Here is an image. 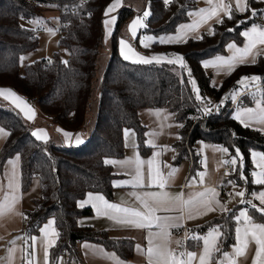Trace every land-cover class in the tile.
I'll list each match as a JSON object with an SVG mask.
<instances>
[{"label":"trees","instance_id":"obj_1","mask_svg":"<svg viewBox=\"0 0 264 264\" xmlns=\"http://www.w3.org/2000/svg\"><path fill=\"white\" fill-rule=\"evenodd\" d=\"M35 1L45 3V7L35 5ZM115 1L0 0V88L11 89L25 97L36 105L40 117L48 118L45 122L41 119V122L30 123L16 108L0 100V127L9 132L0 151V173L10 158L19 155L22 191L27 192L38 179L40 195L34 200V209L25 211L27 219L21 234L29 238L36 236L49 219L55 221L58 239L49 251V264H58L61 258L65 264H86L80 249L83 242L102 245L126 261L133 258V240L115 239L106 230H95L79 223L81 217L93 214L90 207H81L79 203L89 193L112 199L115 175L112 164L106 161L125 155L126 129L134 130L137 148L144 157L149 156L147 128L140 119L143 109H166L173 116L179 127V140L174 145L177 149L175 163L192 159L193 171L198 170L200 156L196 146L199 142L226 148L231 158L239 159L238 149L243 155V164L239 159L235 171L228 177L244 183L250 191L261 188L252 181L251 154L253 151L264 153V130L245 126L234 118L231 96L238 91L244 77H260L259 88L264 89V56H258L252 64L237 66L218 88L214 87L213 75L207 71L204 62L226 57L230 45H242V33L263 22L264 0H247L245 12L232 10L231 19L225 16L223 23H216L212 31L203 32L197 38H189L180 44L156 43L152 48L140 50L149 58L161 53H180L203 100L196 98L191 77L186 75L184 67L166 61L157 63L153 60L145 64L123 59L119 51L123 29L140 14L127 3L128 0H123L116 13L110 46L105 43L104 22L108 18L105 12ZM145 1L150 16L147 26L140 29L134 41L137 45L142 33H176L180 25L190 21L188 13L198 7L199 0H171L168 4L165 0ZM50 7L59 12L62 32L58 46L67 49L69 57L65 61L61 53L56 52L49 60L28 64L22 74L20 58L39 48L37 30L42 28L25 27L21 20L42 18L44 9ZM213 31L214 34H210ZM107 48L111 57L104 74L99 77L100 57ZM95 91L98 92V109L92 113ZM222 97L228 99L224 107H212L207 113L203 110L204 101ZM238 104L249 107L254 104V99L246 93L239 98ZM43 124L52 130L46 143L32 135L35 127ZM60 132L73 137L81 135L84 141L67 145ZM241 175L247 181L241 179ZM242 207L234 206L218 217L190 227L186 250L197 251L202 247L201 241L191 238L193 235H207L213 228H218L222 234L218 241L220 252L214 253V261L221 259L222 253L236 243L238 224L233 217ZM249 213L254 222L264 223V216L255 208H249Z\"/></svg>","mask_w":264,"mask_h":264},{"label":"crops","instance_id":"obj_2","mask_svg":"<svg viewBox=\"0 0 264 264\" xmlns=\"http://www.w3.org/2000/svg\"><path fill=\"white\" fill-rule=\"evenodd\" d=\"M116 2L117 1H115L113 4H116ZM219 2L220 0H213L212 4H209L207 0H199L198 7L192 12H197L200 9L211 8L213 4ZM223 3L230 4L232 10H236L241 13L246 11V10L245 11L237 10L236 0H223ZM122 4H123V0H120L119 6L108 14L107 20L115 19V23L109 26L105 25V38L107 41H109V39L113 34L112 29L113 26L115 28L117 21L116 13L121 8ZM225 16L227 15L223 11H221L219 17L213 16L209 18L205 23L200 24L195 30H189L188 28L182 26L196 24L199 19L197 16H190V21L188 23L180 25L177 30V35L179 37L184 36V40L178 39L175 42H169L166 44H180V43H184L189 38H197L203 32L211 31L213 26L216 23H218V19L222 20ZM136 19L137 18L133 19V21L129 24L130 32H131V24L135 22ZM252 26H250L245 31H250ZM256 26L264 28V17L262 24ZM109 29L111 30L110 35L108 34ZM137 33H138V29H137ZM39 34H43V32ZM136 36L138 37V35ZM121 39L127 41L125 38H121ZM246 45H247V39L244 37V42L242 43V45H236V47L243 49L244 47H246ZM121 47L122 46L119 43L120 53H121ZM257 51H259L261 54L255 55ZM139 54L143 55L141 53ZM233 55H236V53L234 50L230 49L229 47L228 55L224 58L231 59ZM258 56H264V45H258L256 49H253V55H250L247 58L246 62L236 64V66L233 69L217 66L214 63L217 59L204 62V66L206 64L208 65L205 68L209 73L213 75V85L214 87L218 88L223 83L224 78L228 74H230L237 66L244 64H252L257 60ZM161 61L168 62V60L165 58L161 59ZM175 64L177 65V63ZM259 84L255 86V89L260 87ZM0 90H11V89L0 88ZM261 90H263L264 92V89ZM11 91L15 93V96H9L5 98L6 96L5 93L4 95H0V100L16 108L27 121H29L30 123L31 122L37 123L38 121L41 122V119H43L44 122L45 120L48 119L46 116L40 117V112L34 103L29 102L25 97L18 95L13 90ZM245 91L238 93L236 98L234 99L233 106L231 107L233 109V112L235 111L234 108L235 103H237L239 97H241L242 95H244V93H246ZM17 97L19 98L18 100L16 99ZM261 102L262 105H264L263 101ZM256 106L257 104H252L251 106H249V108L256 109ZM29 108L34 112V117L32 119H29L28 114H26ZM244 109L243 108L237 109V111L234 112V115L237 116L238 113H242ZM157 113L159 114L157 115ZM140 119L142 124L147 128V134H146L147 146H149L150 142L156 145L155 147L149 146L151 148V152L149 156L144 157L141 154V152L137 148L138 143H137L136 133L135 132L132 133V131H129V135L127 137L125 136V140H126L125 155L122 158H113L110 160L125 161L129 158H134L135 156L138 155L145 162H147L149 159H153L155 162V166L158 167L164 175H167V173L170 170L173 169L177 170L174 178L170 181L169 185L164 189V191H167L173 195L183 192L185 199H187L190 193L199 192L205 190L206 188H212L215 189L216 193L218 194L216 198L225 206L227 211L231 210L234 206L243 205L240 211L247 209L248 216L252 217L251 214L249 213V208H251V205L248 203H241L240 202L241 197L234 195L235 192L244 191L245 196L243 199L245 201H251L252 204L257 205L258 207H264V205H260L258 199H255L252 195H250L252 193L258 194L259 192L264 191V185H260L261 188L259 190L250 191L249 188L244 183L233 181L228 176L222 174L221 170L225 166L226 161L228 159L230 160L232 159L231 157L228 156L227 153L218 150L223 147L213 145L210 143L199 142L196 146V152L200 156V168L196 171H193L192 159L184 160L179 164L174 162L177 155V149L175 148L174 145L179 140V135H178L179 127L177 123H175L173 116L166 109H143L140 112ZM247 119L248 118L246 116L240 117V120H247ZM249 126L264 129V125H260L254 122H249ZM0 129L3 130L2 132H0V151H1L4 143L6 142L9 136V132L3 129L2 127H0ZM34 131H42L46 133L47 141L50 139L52 135L51 134L52 130L49 128L47 124H43L38 128H35ZM60 134L64 138V142L67 145L71 144L72 142L74 144H80L84 141L81 135H77L75 137L71 135V140L69 141L64 137V135L61 132ZM77 137H79V140L82 142L77 143L76 142ZM39 140L44 142V139H39ZM253 152L258 154H264L261 151H253ZM251 157L254 166L253 172L254 171L259 172L260 169L257 167L255 162V160L258 159V157L253 158L252 155ZM238 160L239 159H237V162ZM9 161H12V163H9ZM13 165L15 166L16 177H17L16 184L18 185V191L16 192V195L19 197V199L15 204L12 212H8L5 213L4 215H0V264H27V260L29 258L32 259V264H49V251L56 244L58 239V235L55 236L53 235V230L57 233V229L55 227V221L53 219H49L42 226L40 233L36 236H33L36 237L34 247H32L33 242L31 239H28L27 242L24 239H20V237H23V234L21 233L23 232L25 225V218H24L25 211H31L34 209V200L39 197V196L37 197V195L38 194L40 195V188H39V183L38 184L32 183L33 186L31 185V187L34 188V191L32 193H31L32 190L31 188L27 192L22 191L21 159L19 155L10 158L4 166L3 173H0V203L3 202L5 195L10 194V190L7 187L8 179L5 176V173H10L13 168ZM112 169H113V174L115 175V178L112 182L113 185L112 199H107L105 196L99 193H89L92 196V198L90 199L89 194H87L86 197L80 201L79 205L81 207H90L93 211V214L90 216L81 217L79 223L82 226L92 227L95 230H106L109 232L110 236L115 239L133 240L135 242L134 256L130 261H126L121 259L116 252L107 250L102 245L90 243V242H83L80 245V249L82 251L84 260L86 264H149L148 257L145 254L148 249L149 230L146 228L140 229V228H134V227L117 224L114 220L109 219L108 216L104 215L102 211L98 212L97 207H94V205L99 206V202L95 199V197L102 195L105 198V200H107L110 203H116L122 206L139 207V201L136 200V196L133 195V193L139 194L145 191H159V189L156 187L147 186L149 183L147 163H145L144 165L145 187L143 188H133L131 186H122V187L114 186V183H123V182L130 183L133 179L131 173L134 171V169L131 166L121 167L119 164L116 165L112 164ZM201 173L203 174L202 180L200 175H198ZM193 178H195V183L190 184ZM255 179L256 178L252 176V181H254ZM230 181L235 182L236 186L234 187L233 184L230 183ZM254 184L259 185L256 183ZM223 191H228L230 193V196L228 198L224 197ZM227 211H221L220 207L217 206L215 211L208 212L205 215H197V210L194 209L193 215L195 216V218L193 219L187 218V212H184L182 214L180 211H171V212L158 211L156 215L171 216V217H180L181 215H183L182 220L170 221V223H182L183 226L178 228L172 227L169 229L171 235L167 246L170 250L176 253H179L181 251L195 252L197 254V260L194 261L193 264H199L198 258L202 254L203 251L202 247L197 251L184 250V243L188 238L189 228L201 225L204 222L214 217H218L219 215ZM53 221L54 223H52ZM46 225L49 226L47 236L43 231ZM238 226H240L241 229L243 230V219L241 220L240 225H237V227ZM151 230L157 231L155 227H153ZM12 239L15 240V244L11 243ZM49 241H51V243H48ZM177 241L180 242L179 245L177 244ZM137 246H139L140 250H138ZM236 246H238L237 239L233 247H231L226 253H228L231 256H234ZM45 248H47V259L45 258ZM10 249L12 251H10ZM256 250H257V246L254 243H249L246 250V255H241L236 258L237 264H254V257ZM218 260L223 261L224 257L222 256V258ZM58 264H65V260L61 258ZM213 264H217V261L213 260Z\"/></svg>","mask_w":264,"mask_h":264},{"label":"snow or ice","instance_id":"obj_3","mask_svg":"<svg viewBox=\"0 0 264 264\" xmlns=\"http://www.w3.org/2000/svg\"><path fill=\"white\" fill-rule=\"evenodd\" d=\"M171 0H165V3H170ZM209 4H212L213 0H207ZM120 4V0H117L116 4L110 6L105 15L107 16L111 13L115 8H117ZM236 8L240 11H245L248 9L247 0H236ZM223 11L229 19L232 18V9L230 4H224L223 0H220L219 3L213 4L211 8L207 9H200L197 12H189L188 15L190 16H197L198 22L196 24L186 25L182 27H186L189 30H195L200 24L205 23L209 18L216 16L219 17L220 12ZM253 15L256 13L253 11ZM149 15L148 11L143 13L144 17ZM40 23L41 21H36ZM219 23H223L222 20L218 19ZM105 25L109 26L115 23V19L105 20ZM143 20L137 18L135 22L131 24V35L132 37H136L137 29L140 27H144ZM49 31H52L49 29ZM231 31V30H230ZM109 35L111 34V30L109 29ZM210 34H214V31ZM186 35V33H185ZM242 35L247 39V45L243 49L237 48L235 44L230 45V49L234 50L236 55H233L231 59H225L224 57H218L217 60L214 62L219 67H227L228 69H233L236 64L244 63L247 61V58L250 55H253V49H256L258 45H264V28L259 26L253 25L250 31H245ZM201 39L203 37H200ZM145 40H153V37L145 36ZM180 40H184V36L179 37ZM168 42H173L177 40V37H168ZM160 43H165L166 40L164 37L159 39ZM121 47V53L124 60L131 59L133 63H152L153 60L159 63L162 57H150L146 58L139 53L135 52V50L131 47V45L121 39L119 41ZM144 47H148V44H144ZM261 53L257 51L255 55H260ZM178 62L181 67H185L183 62V57L177 55L175 59H169L168 63H176ZM208 65L206 64L205 67ZM243 80H251V81H258L260 77L252 76V77H245ZM193 88L197 92V99L203 100L202 97L199 96V90L195 86V81H192ZM6 93L5 98L9 96H15L11 90H0V95H4ZM19 99L18 97L16 98ZM264 101V94L261 96V100L257 101L256 109L253 108H245L242 113H238L237 119H240L241 116H246L247 120H241V123L245 124V126H249V122H254L260 125H264V105L262 102ZM210 104L211 102L208 101ZM23 110V109H22ZM206 113L210 112L212 109L210 107H205L203 109ZM28 118L32 119L34 117V112L29 108L27 110ZM159 113H157L158 115ZM182 126V125H181ZM264 130V129H261ZM3 130L0 129V132ZM130 130H125V136L129 135ZM38 140L44 139V142H47L46 133L42 131H34L32 133ZM64 137L71 140V134L64 132ZM77 143L82 141L79 140L77 137ZM149 146L155 147L156 145L150 142ZM221 152H228L226 148L218 149ZM237 156L240 159L241 164H243V155L239 153V150H236ZM158 155V153H157ZM253 158H257L255 160L257 167L260 169L259 172H252V176L256 179L253 183L264 185V154H258L253 152L251 154ZM18 159V157H17ZM232 165L237 163V158L233 157L229 161ZM12 163V161H9ZM109 164H119L121 167L124 166H131L134 171L131 173L133 179L129 182L123 183H114V186L122 187V186H131L133 188H143L145 187L144 179H145V170L144 165L147 163L148 165V177L149 183L148 187H156L159 191H145L143 193H133L136 196V200L139 201V207L136 206H122L116 203H110L105 198L101 196H96L95 199L99 202V206L94 205L97 207L98 212L102 211V213L109 217V219L114 220L117 224L140 228V229H148V249L146 251V255L149 260V264H193L194 261L197 260V254L195 252H184L181 251L176 253L170 250L167 246L170 232L169 229L172 227H182V223H170V221L174 220H182L183 215L180 217H171V216H158L156 213L158 211L164 212H171V211H180L182 214L187 212V218L193 219L195 216L193 215V210H197V215H205L208 212H212L216 210V207L219 206L221 211H227L225 206L216 198L218 194L216 193L215 189L206 188L205 190L199 192L190 193L185 199L184 193H177L175 195L170 194L164 189L169 185L170 181L174 178L175 173L177 170L173 169L170 170L167 175H164L161 170L155 166V162L153 159H149L145 162L141 159L138 155L134 158H129L125 161H106ZM203 179V174H198ZM5 176L8 179V189L10 190V194L5 195L4 200L0 203V215H4L5 213L12 212L14 209L15 204L17 203L19 197L16 195L18 191V185L16 184V171L15 166L10 173H5ZM241 179L247 181V178L241 175ZM195 183V178L190 182ZM235 187V182L230 181ZM190 186V185H188ZM234 195L241 197V203H248L251 205L252 208H255L261 216H264V207H258L255 204H252L251 201H245L243 198L245 196L244 191L235 192ZM255 199H258L260 205H264V191L259 192L258 194L252 193ZM89 198L91 199L92 196L89 194ZM27 219V217H24ZM238 225H240L241 220L243 218V230L240 226L236 227V239L238 242V246L235 247V254L234 256L229 255L228 253H222L224 260L219 261L217 259V264H237V257L241 255H246V250L249 243H254L257 246V250L254 257V264H264V223H256L254 222L253 218L248 216L247 209L241 210L238 215H234L233 217ZM54 223V221L52 222ZM155 227L157 231H152L151 229ZM49 226L46 225L43 229L45 235L47 236ZM53 235H58L53 230ZM220 235L218 228H213L211 231L208 232L207 235H193L191 238L197 241L202 242V254L199 256V264H213L214 260V253L220 252L218 247V240ZM20 239H24L26 242L28 239H31L34 247L36 237H20ZM15 244V240L12 241ZM48 243H51L49 241ZM179 245L180 242L177 241ZM138 250L139 246H137ZM10 251H12L10 249ZM142 251V250H141ZM34 254V253H33ZM45 258L47 259V248H45ZM27 264H32V259L29 258L27 260Z\"/></svg>","mask_w":264,"mask_h":264},{"label":"rangeland","instance_id":"obj_4","mask_svg":"<svg viewBox=\"0 0 264 264\" xmlns=\"http://www.w3.org/2000/svg\"><path fill=\"white\" fill-rule=\"evenodd\" d=\"M127 3L130 4L132 7H134V9L137 12L140 13L139 16L136 17V18H139V19L143 20V24L145 26L141 27L140 29H145V27L147 26V19L150 16V9H149V6L146 3V1L145 0H129ZM145 11L149 12V15L147 17L143 16V13ZM36 21H41V22L38 23ZM21 24L23 26H25V27H28V28L36 29L37 27H41L43 29V34H39L38 33V35H37L39 37V40H40L39 48L36 51H34V52H29V53L23 54L21 56V58H20V69H21V73L22 74L24 73L25 68H26V66L28 64H30V63H32V62H34L36 60H41V59L49 60V59L53 58V56H54V54L56 52H60L61 53V58L63 60L66 61L68 59L69 51L67 49L60 48L58 46L61 24H60L59 12H58V10L55 7H50L48 9H44L42 18H39V19H36V20H24L23 19V20H21ZM49 29H51L52 31H49ZM112 31H114V26H113ZM139 32H140V30L138 28L137 35L139 34ZM122 36H126V37H128V39L125 38V37H122ZM122 36L120 37V39L121 38H125L127 40V42L131 45V47L137 53L138 52L141 53L140 50H142V49L152 48L154 44L160 43L159 39L161 37H164L166 42L165 43H160V44L169 43L168 40H167L168 37H177V40L179 39V36L177 35V32L174 33V34H162V35H154V34H150V33H142L140 35L139 39H138V45H137L134 42L135 39H137V36L135 38L131 37L132 35H131L130 30H129V26H126L123 29V35ZM145 36L153 37L154 39L153 40H145L144 39ZM129 37H130V39H129ZM173 42H175V41H173ZM105 43L108 46H110V44H111L110 40L107 41L106 38H105ZM144 44H148V47H144L143 46ZM177 55L182 56L180 53H176V52L175 53H161V54H157L158 57H163V58H165L167 60L175 59V57ZM142 56H144L146 58H149L148 55L146 56V55L143 54ZM110 57H111V52L107 48V51L104 50L102 55H101V57H100L99 68H98L99 77H101L104 74ZM215 59H217V58H215ZM210 60H214V59H210ZM210 60H208V61H210ZM128 61L132 62L131 59H129ZM183 62H184V59H183ZM176 63H177L178 66H180V64L178 62H176ZM184 68H185V71H186V75L191 77V82L195 81L193 76H190V73L188 74L189 69L187 67H184ZM249 77H252V76H249ZM259 83H260L259 80L258 81H251V80H243V78H242L240 80V82H239L240 87L238 88V91L236 93L232 94L231 100L233 101L236 98L238 93H241L242 91H245L247 89L252 88L250 91H247L246 93H249L254 99V104H257V101L261 100V96H262V92H263V90H261L260 88H256L255 89V86L257 84H259ZM195 86L199 90L196 81H195ZM192 87H193V84H192ZM193 91L195 92V95L197 97V92L194 90V88H193ZM246 93H244V94H246ZM97 96H98V92L95 91V94H94L95 102L93 103V106H92V113L93 112L95 113L97 111V109H98V100H97L98 97ZM199 96H200V91H199ZM209 101L211 102L210 104L207 101L206 102L204 101L203 105L205 107H210V108H212V107H214V108H222V107H224L227 104L228 99L226 97H222L220 100L212 98ZM238 101H239V99L237 100V103H235V106H234L235 111H237V109L249 108V107L241 106V104H238ZM234 112H233V116H234V118H236L237 116L234 115ZM237 120H239L241 122L240 119H237ZM38 127L39 126H37L35 128H38ZM250 127H253V126H250ZM129 130L132 131V133H134V130H132V129H129ZM51 134H52V132H51ZM259 153H261V152H259ZM33 183H37L38 184V179H35L33 181ZM32 186H33V184H32ZM31 189H32L31 190V193H32L34 191V188L31 187ZM38 196H39V194L37 195V197ZM186 242H187V239H186V241L184 243V250H186V248H185Z\"/></svg>","mask_w":264,"mask_h":264},{"label":"built area","instance_id":"obj_5","mask_svg":"<svg viewBox=\"0 0 264 264\" xmlns=\"http://www.w3.org/2000/svg\"><path fill=\"white\" fill-rule=\"evenodd\" d=\"M34 4L38 5L39 7H45V3H43V2L35 1ZM37 32L42 33L43 29H38ZM60 32H62V31H60ZM51 62H53V60H51ZM229 161H230V159H228L226 161L225 166L221 170L222 174L225 176H229L235 171L236 164L232 165ZM223 195H224V197L228 198L230 196V193L228 191H223Z\"/></svg>","mask_w":264,"mask_h":264}]
</instances>
